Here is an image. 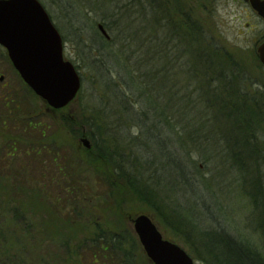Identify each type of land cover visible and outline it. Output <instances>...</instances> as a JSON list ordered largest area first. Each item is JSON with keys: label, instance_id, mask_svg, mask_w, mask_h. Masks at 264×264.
Listing matches in <instances>:
<instances>
[{"label": "rangeland", "instance_id": "1", "mask_svg": "<svg viewBox=\"0 0 264 264\" xmlns=\"http://www.w3.org/2000/svg\"><path fill=\"white\" fill-rule=\"evenodd\" d=\"M49 1L52 0H39L62 37L64 59L73 63L81 78V93L78 94L75 100L65 108L53 111L36 95L34 97L27 95V86L20 79L10 62L3 56L4 49L0 47V182L12 187L11 183L14 180L9 174L13 173L15 175L20 170H25V173L30 174L25 176L27 180L34 184L31 187L36 188L39 195H37L36 204H28L26 211L35 224L33 232L36 237L44 235V228L48 236L53 237L51 240L46 239L43 244L46 249L47 247L53 249V252L48 251L49 253L52 252L50 256L53 257L52 260L50 257L47 259L48 264H91L92 261H88L92 255L91 250H93L92 253H95L99 247L94 248L95 245H93L91 246L92 249H86L84 253L81 249L76 254L77 245L75 242L88 241L93 238L94 233L98 231L96 226L98 224H102L103 229L123 234L124 250L129 251L130 249L131 255L134 256L133 264H153L146 256L133 231L132 220L139 214L149 216L163 238L183 248L193 259L194 264L206 263L196 258V255L191 251L193 247L187 241V238L195 246L209 244L208 238H211V235L214 234L212 232L214 226H222L229 233L234 234L243 241L254 243L256 246L264 242L261 232L264 231V119L263 122L258 124V129L248 130L249 144L254 143L252 149L256 150L257 155L247 154L242 146H233L235 136L228 133L224 134L223 130L216 129L221 121L209 123L206 128L203 126L202 130L194 132L198 139L193 137V140L189 141V146L192 152L191 158L198 167L201 176L197 177L196 183L189 182L186 185L178 183V175L172 169L168 157L166 156L167 160H164L167 162L160 159L162 157L160 156L161 143L158 141L157 134L152 133L148 143L151 152L156 155L157 161L150 163L151 166H148V169L146 168V183H144L152 185L155 181L156 185L154 187L157 189L159 207L167 214V218L185 231L186 235L175 233L163 221L164 219L160 217V214L149 208L145 202L128 201L121 210L105 212L102 207H94V204L98 201L94 192V197H91V199H95L94 201L91 202L89 196V198H86L88 203L94 204L89 207L87 213H84L83 219L77 216L79 212L76 215V213H71V208H64V200L58 205L55 198L61 196L63 181H68V178L62 180L63 176L59 170L61 166H64L66 159L62 160L61 155L58 153L62 151V148L63 151L66 148L75 156V162L76 160L79 162L81 159L82 163V159L86 161L87 157L81 139L86 138L90 141L88 137L78 135V132L75 134L73 131V129L75 130L74 125L68 129L64 118L70 117L79 120L81 115L91 116L93 112L95 113V108L99 106L100 101H102L107 108L113 110V115L108 118L109 121H115L119 116L124 115L120 113L121 106L118 102L123 98V92H126V97L127 93L131 95L128 98L136 102L140 96L139 94L145 92L149 87L142 82L139 87L143 91L132 92L131 89L128 90L126 86L121 85L120 81H117L118 76L130 80V76L123 72L125 70L122 71L118 68L119 64L126 62L130 66L134 62L129 59L130 51L124 50L119 40L110 42L105 50L100 51L101 45L98 43V37L95 34L97 22L94 19V12L87 14L88 17L87 15L82 16V12L77 10L76 4L74 5L75 11H69L67 8H63L60 2L55 0L54 3H51ZM178 2L181 9L185 12L188 11L202 25L206 35L214 40L220 48H223L224 52L231 54V59L239 65L238 67L233 65V70L236 72L234 71L235 74L232 76L229 73L232 67L226 70L227 82L225 83L224 79L225 85L230 82L228 78H232L234 84H231L237 92H242L240 82L247 85L245 88L246 93L251 95L254 90L258 95L256 99L260 102L258 105L261 106L263 112L259 107L257 110L264 114V67L256 54V46L264 37L262 35L264 33V23L256 19L249 7L238 3L237 0H178ZM143 29L141 38L144 42L145 33L150 32L151 29L148 26L145 30ZM162 37L163 29L159 28L157 32L158 42L162 40ZM161 48L162 44L157 43V78L155 82L157 81V84H159V92L157 97L155 94L157 102L155 99L156 111H154V114L157 115L155 118L158 121L163 119L162 113L165 116L167 115V119L173 120L172 122L176 124L174 127L180 128L183 121L192 119L195 113L204 111L205 102L197 99L200 95L205 94V85L204 81L197 77L192 69H189L190 67H183L182 65L179 67L174 61H171L174 70L168 65L164 69V74L162 72L164 59L160 54ZM107 51L111 53V56L106 58L105 53ZM182 51L185 52L183 48H181V53ZM182 54H180V60L184 61V54L186 53ZM175 55L176 53L173 52V56ZM101 65L102 67H100ZM132 71L136 73V76L133 77H140L138 69ZM241 72L244 79L238 76ZM172 88L173 91H171ZM173 93L175 95L171 99ZM184 93L187 96L188 112L185 113L186 117H179L181 115L178 116L177 114L178 97L184 95ZM18 96H24L25 104L35 108L36 114L27 115L25 118L30 120L39 119L49 125V129L46 130L44 135L31 134L27 123L18 122L14 119V116L11 117V113H15V111L11 112V108L14 102L19 101ZM10 98L14 99L12 104L5 103ZM166 99L175 101L176 104L170 105V101L168 102ZM129 100H126L127 106L131 105ZM141 103L142 98L137 102V109L139 104L141 106ZM200 104H202V109ZM207 112L209 113L210 110H207ZM154 114L150 115L151 121H153ZM205 115L207 116L205 113L202 117ZM123 118L125 119V117ZM206 119L208 118H202L201 120ZM129 124L124 123L126 129L123 130L118 126L116 134L120 133L122 139L118 138V144L116 140L113 142L119 145V150L123 151L124 146L128 148L126 152H134V155L140 157V149L135 146L132 148L130 144L131 138L137 137L139 131L132 124ZM222 126H226L227 129L226 119H223ZM153 131H160L159 127H156ZM252 133H255V137L251 139L250 135ZM29 134L37 138L30 145L27 146V144H20L16 141L17 139L20 140L19 137L27 138ZM80 134H82V131H80ZM48 142L54 144L49 146ZM12 143L15 144L14 148ZM227 143L230 147L227 146ZM169 144L166 141V145ZM38 148H42L41 154L34 155V151ZM235 153H237L238 161L234 158ZM76 155L79 156V159ZM34 156H38L39 161H34L36 160ZM31 157H34V159H30ZM67 157H69V153ZM256 158L260 163L258 170L255 167L256 163L254 165ZM144 159L146 160V156ZM142 162L144 163L143 159ZM143 169L145 168L141 166L138 174H144ZM90 173L91 171H87L82 177L93 182V175ZM42 224L45 226H42ZM208 230H210L209 233H207ZM33 239L34 237L29 240L31 243L29 249H33V245L36 244ZM67 239H70L69 244L67 243L68 246L64 247ZM32 243L34 244L32 245ZM42 252L44 251L40 252L38 250V254ZM105 253L111 256L110 252L105 251ZM98 259V264L105 260L101 256H98ZM122 262V259L111 260L107 258L105 263L123 264Z\"/></svg>", "mask_w": 264, "mask_h": 264}, {"label": "trees", "instance_id": "2", "mask_svg": "<svg viewBox=\"0 0 264 264\" xmlns=\"http://www.w3.org/2000/svg\"><path fill=\"white\" fill-rule=\"evenodd\" d=\"M52 1L49 2L54 3L55 0ZM56 2H60L62 7L67 8L69 11H73L76 4L77 10L82 12V16L94 12V19L97 25L100 24L109 37L106 38L98 28L96 29L95 34L98 37V43L101 45L100 51L105 50L110 42L119 40L122 44L121 47L130 51L129 59L134 62L130 66L126 62L119 64L120 67L118 66V68L122 71L125 70L123 72L130 76V80L125 77L119 78L118 76L117 81H120L121 85L126 86L128 90L131 89L132 92L143 91L139 87L142 82L149 89L139 94L140 96L136 102L128 98L131 95L127 93L126 97V92H123V98L118 102L119 106H121L120 113L124 115L122 117L119 116L120 118L118 117L115 121H109L108 118L113 115V110L107 108L102 101H100L99 106L95 108V113L93 112L91 116L81 115L79 120H74L70 117L64 118L66 127L70 129V126L74 125V133L77 134L78 132V135L88 137L92 146L89 149L84 148L87 159L86 161L82 159V163L81 159L79 162L77 160L75 162V156L67 151L66 148L64 151L62 148V151L58 153L61 155L62 160L66 159L64 166H61L59 170L63 176L62 180L68 178V183L63 181L64 183L61 184L63 189L61 196L55 198V201L60 205V202L64 200L63 207L71 208V213H76V215L79 212L77 216L82 219L84 218V213H87L89 207L94 204H90L86 200V198L90 197L91 202L94 201L95 199H91V197H94V192L98 198L94 207H102L105 212L121 210L128 201L145 202L149 208L160 214V217L164 219L163 221L175 233L186 235L185 231L167 218V214L159 207L157 189L154 187L156 185L155 181L152 185L145 184L146 168L151 166L150 163L157 161L156 155L149 148L148 140L151 138L152 133L157 134L158 141L161 143L160 156L163 157H160V159L163 162H167L164 160H167L166 156L168 157L172 164V169L178 175L179 184L186 185L189 182H195L197 177L201 175L191 158L192 152L190 151L189 141L193 140V137L198 139L194 132L202 130L203 126L206 128L209 123L221 121L216 129L223 130L224 134L228 133L235 136V144L233 146H242L247 154H256V150L252 149L254 143L249 144L248 130L258 129V124L263 122L264 119L263 110L258 105L260 102L256 99L258 98L257 93L254 90L251 95L246 93L245 88L247 85L242 82H240L242 92H237L232 85L234 84V79L232 78H228L230 82L225 85L227 82L225 77L226 70L232 67L229 72L230 76H232L235 74L233 65L236 67L239 65L231 59V54L224 52L223 48H220L214 40L206 35V31L196 21L195 17H192L188 11L185 12V10L181 9L178 0H127L126 2L125 0H56ZM147 26L151 31L147 34L145 33L146 38H144L143 42L141 38L142 29L144 28L143 30H145ZM159 28L163 29V37L160 42H158L159 39L157 38ZM157 43L162 44L160 50V54L164 59L162 72L165 71L164 69L168 65L174 70L171 65V61H174L179 67L181 65L190 67L189 69H192L193 73L204 81L205 94L200 95L197 99L206 103H204L205 109L203 106L204 111L201 112L200 110L201 113H195L192 119L183 121V126L181 123L180 128H175L174 125L176 124L172 122L173 120L167 119L168 116L163 113L161 121L155 118L157 116L154 114V111H156L155 94L157 97L159 92V84H157V81L155 82L157 78ZM181 48L185 50L182 53H186L184 54V61L180 60ZM172 51L176 53L175 56H173ZM107 52L105 53L106 58L111 56V53ZM3 54L8 60L5 51ZM177 56L179 57L177 58ZM133 69L140 71V77H133L136 76V73L132 71ZM238 76L244 79L242 72ZM27 89V95L34 97V93L28 87ZM171 91H173V88ZM80 93L79 91L78 94L80 95ZM174 95L175 93H173L171 99L174 98ZM185 95L186 93L178 97L177 114L178 116L181 115L179 117L187 116L185 113L188 112L189 106H187V96ZM3 98L6 99L7 97ZM141 98V106L139 104L137 109V102ZM17 99L19 101L14 102L11 108V112L15 111L14 114L11 113V117L14 116V119L18 122L27 123L31 134L44 135L46 130L49 129V125L39 119L30 120L25 118L27 115H35V108L25 104L24 96H18ZM128 99H130V106L126 105V100ZM13 100V98H10L5 103L12 104ZM166 100L170 101V105L176 104L175 101ZM200 107L202 109V104H200ZM258 107L262 112H258ZM207 110H210V112L208 113ZM205 113L207 116L202 117ZM151 114H154L153 121H151ZM198 115L201 116L198 117ZM202 118L208 119L201 120ZM223 119L227 120V129L226 126H222ZM190 120L192 121L191 123L189 122ZM193 121L195 122L194 125ZM124 123L132 124L139 131L137 137L131 138L130 144L132 148L135 146L140 149V157L134 155V152H126L128 148L124 146L123 151L119 150V145L113 142L116 140L117 143L118 138L122 139L120 133L116 134L118 132L116 129H118V126L121 130L126 129ZM156 127H159L160 131H153ZM80 131H82V134H80ZM31 134L27 135V138L19 137L20 140L17 139L16 141L28 146L37 139ZM250 137L251 139L255 137V133H252ZM166 141L170 144L166 145ZM48 144L50 146L54 143L48 142ZM14 146L15 144L12 143L13 148ZM227 146H229L228 143ZM41 150L42 148L36 149L34 155L41 154ZM67 152L69 157H67ZM236 154H234V158L238 161ZM145 156L146 160L144 159ZM34 157L30 159H34ZM76 157L79 159L78 155ZM35 158L36 160L34 161H39L38 156ZM255 163V167L258 170L260 165L258 158L255 159L254 165ZM141 166L145 168L143 169L144 174H138ZM87 171H91L93 182L82 177ZM9 175L14 180V182L11 181L12 187L0 182V264H48L47 259L49 257L51 260L53 259L50 256L53 249L49 247L46 249L43 244L46 239L51 240L53 237L48 236L45 228L43 229L44 235L36 237L33 232L35 224L33 220L31 221L26 211L28 204H36L39 192L36 188L31 187L34 184L27 180L25 175L29 176L30 174L25 173V170H20L15 175L13 173ZM154 179L156 180V178ZM102 197L104 198L102 199ZM42 226L45 225L42 224ZM96 226L98 231L94 233L93 238L88 241L75 242L77 245L76 254L81 249L84 253L86 249H92L91 246L95 245L94 248H99L95 253H92L93 250H91L92 255L88 259V261H92L91 264H98V256L105 259L101 264H106L107 258L111 260L118 258L123 260V264H133L134 256L131 255L130 249L129 251L124 250L125 241L123 234L103 229L102 224ZM213 230L214 234L211 235L212 237L210 236L211 238H208L209 244L195 246L187 238V241L193 247L191 251L198 260L206 264H264V242L257 244V246L254 243H248L229 233L222 226H214ZM209 232L210 230L207 231V233ZM261 232L264 237V231ZM32 237H34L33 240L36 244L33 245L34 243H32L34 247L29 249L31 244L29 240ZM69 241L70 239L66 240L64 247L68 246ZM38 250L44 252L38 254ZM49 250L52 252L49 253ZM105 251L110 252L111 256Z\"/></svg>", "mask_w": 264, "mask_h": 264}, {"label": "water", "instance_id": "3", "mask_svg": "<svg viewBox=\"0 0 264 264\" xmlns=\"http://www.w3.org/2000/svg\"><path fill=\"white\" fill-rule=\"evenodd\" d=\"M251 6L264 18V0H250ZM100 32L108 38L105 30ZM0 46L23 82L48 108L68 105L80 89V77L74 65L63 58L61 36L38 0H0ZM264 66V41L256 48ZM90 148L86 138L81 139ZM146 256L153 264H194L180 246L163 238L146 214L132 220Z\"/></svg>", "mask_w": 264, "mask_h": 264}, {"label": "flooded vegetation", "instance_id": "4", "mask_svg": "<svg viewBox=\"0 0 264 264\" xmlns=\"http://www.w3.org/2000/svg\"><path fill=\"white\" fill-rule=\"evenodd\" d=\"M236 1V0H235ZM238 3H242L244 5H246V7H249V9H251V11L253 12V15L256 17V19H258L260 22L264 23V19L261 18L257 12L255 10H253L250 0H237ZM264 35V33L262 34Z\"/></svg>", "mask_w": 264, "mask_h": 264}]
</instances>
